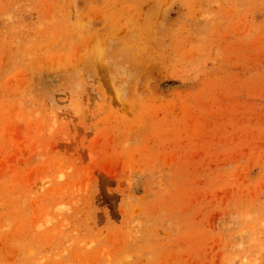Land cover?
I'll return each mask as SVG.
<instances>
[{
  "label": "rangeland",
  "instance_id": "obj_1",
  "mask_svg": "<svg viewBox=\"0 0 264 264\" xmlns=\"http://www.w3.org/2000/svg\"><path fill=\"white\" fill-rule=\"evenodd\" d=\"M0 264H264V0H0Z\"/></svg>",
  "mask_w": 264,
  "mask_h": 264
}]
</instances>
